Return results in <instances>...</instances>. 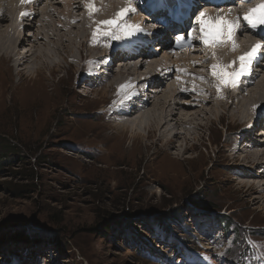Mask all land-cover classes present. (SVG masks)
I'll use <instances>...</instances> for the list:
<instances>
[{
	"label": "rangeland",
	"instance_id": "rangeland-1",
	"mask_svg": "<svg viewBox=\"0 0 264 264\" xmlns=\"http://www.w3.org/2000/svg\"><path fill=\"white\" fill-rule=\"evenodd\" d=\"M139 12L128 14L126 20L135 18L148 36L151 22H141L144 15ZM55 13L47 20L52 22ZM63 30L46 22L50 34ZM44 38L45 46L54 44L52 37ZM95 42L102 48L108 44L104 37ZM154 47L148 45L154 58L170 56L153 51ZM72 48L73 59L83 62L77 47ZM195 54L200 56L199 51ZM71 55L51 74L47 68L37 74L30 60L28 69L34 68L22 74V81L0 59V235L23 230L35 233L39 241H5L0 245V264H233L240 259L245 264H264V202H256L260 194L249 188L262 178L240 175L241 159L232 157L245 149L240 140L251 122L243 127L225 117L216 119L213 110L211 126L194 128L212 106L211 101L198 99L205 88L213 89L211 64L199 66L198 75L183 81L198 89L178 98L181 107L175 109L176 117L181 111L194 121L178 128L181 136L190 139L184 151L182 138L165 149L160 142L153 143L158 137L136 139L131 145L130 132L123 138L116 134L108 108L118 94L106 85L83 84L91 63L78 66L80 72L74 74L76 67L67 63ZM177 55L172 60L187 57ZM118 64L110 68L115 70ZM259 67L264 73V66ZM175 74L170 75V83L177 81ZM259 76L247 85L253 87ZM104 88L108 92L103 96ZM254 106H259L255 112L264 110L262 105ZM260 118H255L258 124ZM187 130L192 131L190 136ZM258 130L249 132L250 142L254 137L264 139ZM191 145L195 147L190 149ZM173 146L185 152L186 161L168 158ZM220 214L228 216L230 226L220 222Z\"/></svg>",
	"mask_w": 264,
	"mask_h": 264
},
{
	"label": "bare ground",
	"instance_id": "bare-ground-1",
	"mask_svg": "<svg viewBox=\"0 0 264 264\" xmlns=\"http://www.w3.org/2000/svg\"><path fill=\"white\" fill-rule=\"evenodd\" d=\"M42 1L43 0H34V2L31 3H22L21 0H0L1 61H7L8 63H5L9 64L11 67L12 74L18 76L20 80L23 77L22 74H25L31 69L33 70L34 66L28 69L30 66L26 65L30 60L34 62V72L37 74L42 73L46 68L51 74L55 66L59 65L61 62H66L71 53L72 60H68L67 63L68 65L76 67L74 74L75 72L76 74L78 71L80 72L79 67L84 66L86 62H90L92 67L89 69L90 71L85 72L86 76L84 77L88 80L83 82V84L87 83V81L91 82V85L89 84L90 88L97 87V83L99 86L106 85L105 88L107 87L109 92L118 94V100L108 108L111 110L113 121H115V123L112 122L113 124L111 127L117 129L116 134H119L122 138L126 132H130L129 138L132 140V143L130 142L131 145L134 143L136 144V139H153V137H158L156 140L153 139V143L155 142V145H157L156 143L160 142L159 145L161 148L166 149L167 146L173 144L174 140L182 138L185 142L184 151L187 150V140L189 137H186V134L181 136V133L178 132V128L184 125H191L194 121L184 118L183 115L186 113L182 114L181 111L179 114L180 116L176 117L177 112L175 109L181 107L178 98L186 96L188 91H196L198 89H196L197 87L183 84V81L185 79L188 80L190 76L194 77L198 75L200 69L197 68L199 66L204 68L207 65L211 64L210 66L212 67V65L216 64L225 67L229 72L237 71L239 70L238 57L251 50L252 46L255 44L253 39L255 38L257 43H264V41H261L260 35L247 27L242 21V17L249 9L264 3V0H191L192 4L189 0H182L183 4L186 6L184 9H187V12L190 10L189 16L185 21L181 20L180 23H177L178 25L175 27L178 29V32L175 33L160 28L159 20L166 12L163 2L169 1L171 6H176L177 0H136L133 5L136 9L135 13L140 11L139 15H144V17L142 16L143 19H140L141 22H146V20L151 22L152 30L149 32L150 34L147 36L145 32H140L130 38L120 41H111L110 38L104 37L108 43L107 45H109L106 48H102L100 46L101 44L93 40L92 32L98 27L100 21L113 19L115 13L127 5L125 0H92L99 11L91 16L84 6L88 0H44L42 7H40L39 4ZM56 3H59V8L56 7ZM204 9L206 10L204 11ZM201 11L206 12L207 15L211 17H215L219 13L220 15H226L228 19L241 18V30L235 35V43L237 44L235 50L232 49L230 43L205 46L198 39L192 40L191 46H187V39L183 42L186 46H176V39L172 38V34L183 33L180 31V27L192 26V23L195 21V16ZM22 12H28L29 15L21 17ZM54 13L57 17H52L54 18L52 22L47 20L48 17ZM56 18L61 20L63 18L65 21L63 20L64 22H60L61 20L59 21ZM71 19L75 20L74 24H71ZM77 19H80V22L76 24ZM46 22H49L50 25H58V27L64 29V33L56 32L53 34L51 33V35L49 31H45ZM125 22H127L126 18ZM127 23L139 24L136 23L135 18H133V21ZM144 25L146 26L147 23ZM153 25H155V27H153ZM140 26L142 27L143 25ZM34 29L35 32L32 31L33 33H30V31ZM257 29L261 30V28ZM27 30L29 31L26 34L25 31ZM190 31L193 37H198L200 35L199 25L196 24L195 30H193L192 27ZM188 32L189 29L186 33ZM243 32L244 34L248 32V34L246 33L247 36L250 34V37L254 38L243 36ZM26 35L30 38L28 39ZM44 36L52 37L54 44L45 46L47 43L44 41ZM243 37L245 38L243 39ZM18 40L21 42H18ZM22 42H26V45H30V48L24 46L20 48L22 49L20 51L18 45ZM113 43L115 46H113ZM152 43L155 46L153 51L162 50L165 54L168 52L167 55L170 56L163 55L161 58H154V52H151L148 48V45ZM89 44L92 45L93 48H90L88 46ZM72 46L77 47V53L79 57L84 60L83 62L73 59ZM135 48L141 49H138V51L135 50ZM92 50L96 52L91 54ZM198 51L200 52V56H195V53H198ZM18 52L19 54H17ZM182 52H184L187 57L181 59L178 55H183ZM176 53H178V55ZM15 54L17 55L15 56ZM172 54L177 55L179 58L175 57L172 60V57H174ZM189 54L194 55L190 56ZM209 54L211 55L209 56ZM213 54L214 56H212ZM18 56L20 58H18ZM103 59H105L106 63ZM137 59H140V62L137 63ZM102 60L104 63H102ZM109 62L110 64H108ZM174 62L177 63L175 66H173L175 64ZM92 63L95 66H93ZM113 63H119L115 70L110 68ZM203 63H206V65H203ZM229 65L230 67H228ZM261 65L264 66V59L257 58V61L252 66L251 74L241 77L238 86H221L219 92L217 91L219 81L212 74L211 80H215L213 89L205 88V92L198 96V99L203 103L211 101L210 104L212 106L210 105L211 107L208 109L209 113L208 110L205 109L206 111L203 113L205 115L203 116L204 121L195 123L196 125L194 127L201 131L205 126H211L215 120L211 117L214 116L213 110L217 112L216 119L225 117L243 127H246V125L251 122V128L243 132L240 140V142L245 144V149L238 155H236L238 151L235 153L233 152L232 157L233 159H241L242 169L239 168V170L242 171V173L240 172L241 174H238L243 175L246 173L247 175H253L248 176V178L256 176L262 178L258 180V183L247 180L253 182L250 184L249 188H253L255 190L254 192L260 194L255 198L256 202L260 203L264 202V139L260 140L253 136L255 140L250 142L249 132H257V129H260V131L258 130L259 135L264 136V114H262V111L259 113L258 111L255 112L253 109L255 103L264 107V73L260 74L262 69H259V66ZM174 72L176 73L174 77L177 81L170 83L168 80H170V75H173ZM102 73H104V75H102ZM37 74L36 76L34 75V79L37 78ZM107 74L109 76H107ZM258 75H260V78L254 82V86H248V81L256 79ZM126 85H132V87H123ZM105 88L102 92L103 96L108 92ZM133 92L139 94L125 102L126 98ZM218 108L221 109V111L219 110L218 112ZM108 109H106L105 112ZM119 115L121 116L118 117ZM257 115L261 117L259 119L262 120L260 124H258V121L255 119L258 117ZM141 131H143V133H141ZM187 131L189 132L188 135H191L192 131ZM194 147V145H191L189 148L193 149ZM172 148L175 151L168 154V158H170L171 161H174V159L186 161L184 151L182 152L181 149L179 150L177 147L174 149V146ZM242 153L244 155L240 158V154ZM248 167L253 168L247 170ZM243 185L246 184L244 183Z\"/></svg>",
	"mask_w": 264,
	"mask_h": 264
},
{
	"label": "snow or ice",
	"instance_id": "snow-or-ice-1",
	"mask_svg": "<svg viewBox=\"0 0 264 264\" xmlns=\"http://www.w3.org/2000/svg\"><path fill=\"white\" fill-rule=\"evenodd\" d=\"M21 2L31 3L34 2V0H21ZM135 2L136 0H128L127 5L116 12L113 19L100 21L98 27L92 32L93 40H97L99 37H108L111 41H120L130 38L137 33L146 32V30L139 24L125 22V18L128 14L135 13L136 9L133 6ZM84 6L90 16L99 11L92 0H88ZM27 15H29L28 12L21 13V17ZM242 21L251 29L261 28V30H264V3L257 5L255 8L249 9L242 17ZM196 24L199 25L200 35L198 37H193L192 32H188L187 37L177 35V47L186 46L183 44L185 39L188 41L187 46H191L192 40L198 39L205 46L230 43L233 50L237 47V44L235 43V35L242 27L240 17H237L236 19H228L226 15H220L219 13L215 17H211L208 16L206 12L201 11L195 16L193 30H195ZM153 27H155V25H153ZM260 39L261 41H264V35H261ZM105 46L107 47L109 45L106 44ZM257 58L264 59V43L255 44L250 51L238 57L239 70L237 71L229 72L225 67L216 64L212 65V74L219 81L217 91L219 92L221 86H238L241 77L251 74L252 66L257 61ZM228 67H230V65ZM123 87L130 88L132 85H126ZM138 94L139 93L137 92H133L126 98L125 102L131 100ZM256 107L259 106H254V110Z\"/></svg>",
	"mask_w": 264,
	"mask_h": 264
},
{
	"label": "trees",
	"instance_id": "trees-1",
	"mask_svg": "<svg viewBox=\"0 0 264 264\" xmlns=\"http://www.w3.org/2000/svg\"><path fill=\"white\" fill-rule=\"evenodd\" d=\"M220 222H222L226 227H228V226H230V223H229V221H228V216L227 215H225V214H220ZM11 233H9V235L7 236H5V237H3L2 235H0V245L2 244V243H4L5 241L6 242H10V241H13V242H39V241H35L36 239V235H35V233H29V232H27V231H19V232H14L13 234H11ZM37 240H39V239H37ZM42 242H44L45 244H48V241L46 242V241H42ZM242 255L244 256V258L246 259V258H248V256L249 255H247L246 256V253H242ZM242 255H240V256H242ZM230 260V259H229ZM228 260V261H229ZM233 264H245L244 263V261H243V259H240L239 260V262H234Z\"/></svg>",
	"mask_w": 264,
	"mask_h": 264
}]
</instances>
